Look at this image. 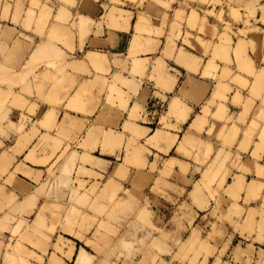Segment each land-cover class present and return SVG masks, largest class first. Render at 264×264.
Returning <instances> with one entry per match:
<instances>
[{
	"label": "crops",
	"instance_id": "obj_1",
	"mask_svg": "<svg viewBox=\"0 0 264 264\" xmlns=\"http://www.w3.org/2000/svg\"><path fill=\"white\" fill-rule=\"evenodd\" d=\"M157 1L163 0H0V225H12L20 239L17 242L27 246L31 241L22 243L19 238L21 226L28 229L25 218L30 215L35 218L36 209L41 207H69L70 174L73 169L84 166V174L79 177L80 186L70 195L76 202L80 198V204L72 206L92 207L94 202L111 205L107 202L110 195L117 198V190L121 195H125L126 190L141 191L140 203L130 206L154 211L155 220L167 225L173 239L180 237L182 226L186 227L200 218L206 217L211 227L216 224L221 236L209 240V244L216 247L208 255L210 264H214L218 257L221 264H264V176L261 175L264 171V146L257 150V145L264 142L261 140L264 138L261 137L264 136V131H261L264 130V118L261 119V114H264V103H261L264 101V85L261 83V89L257 83L260 80L264 83V75L260 73L264 70V59L248 47V54L242 55L252 59L253 74H247L238 67L234 56L238 40H235V45L220 42L224 25L207 12L212 10L208 2L169 0L171 4L166 6L164 3L168 0L164 3ZM192 8L193 11L199 8L198 14L193 13ZM171 23L176 24L175 35L180 30L178 37V34L173 35ZM195 37L192 42L191 38ZM198 37L209 40L208 46H227L231 50L228 55L232 63H228L220 53L219 58L223 60L212 57L215 48L199 47ZM172 46L174 50L170 58L171 55H167ZM177 47L179 50H175ZM227 48L224 52H228ZM183 51L185 56L189 53L187 57H194H190L192 64L194 59L198 63L203 62L198 65L194 61L198 66L193 65L196 71H193L191 63L189 66L185 64L187 59L186 63L190 62V58L185 59ZM179 56L184 58V62H180ZM198 57L202 60L199 61ZM212 59L217 61L212 63ZM161 62L169 70L163 64L161 66ZM208 63H217L218 70L213 69L217 68L215 65H210L214 73L210 72L211 67H208V73V69L205 70ZM158 65L164 69H159ZM152 68H158L153 73L158 70L160 73L163 70V73L153 74ZM224 69L230 78L224 76ZM230 69L235 71L229 72ZM258 72L260 80H252L259 76ZM233 74L238 78L246 77V87L242 86L245 83L242 77L239 80L243 83L238 85ZM156 75L164 76L165 87L159 77L156 80ZM169 75L175 76L177 81L174 82L172 76L166 79L165 76ZM220 76L224 77L221 79ZM234 77L236 81H233ZM166 80L174 87L170 89ZM251 80L254 81L253 86ZM53 81L61 84L53 85ZM156 81L162 83L157 86ZM134 82L139 85H136L138 91ZM222 82L229 87L226 88ZM220 84L225 88L222 89ZM53 94L57 99H53ZM61 95L62 99H58ZM71 96V102L75 103L70 102ZM74 97L78 100L75 101ZM247 97L255 100L249 103ZM260 99L263 100L259 102ZM79 100L84 104L77 103ZM251 102L255 104L252 109L256 113L251 109ZM242 103L250 106L244 107ZM72 104L73 107L81 104L85 112L80 110L81 107L73 108ZM90 107L92 111H87ZM244 108L249 111L246 109L245 113ZM253 115L256 116L254 122L251 120ZM241 116H245L244 123L240 121L243 119ZM75 118L78 123L76 132L71 128L68 133L69 124L76 122ZM259 119L263 124L257 121ZM249 121L253 123L251 126H248ZM255 123L257 132L253 129ZM259 124L263 126L259 128ZM235 126L236 130H239L237 126L241 128L240 133L234 132L237 136L230 130ZM246 127L253 129L252 135L247 136L250 130L247 132ZM135 128L138 129L136 132L139 131L136 137ZM219 129L223 133L220 134ZM245 131L248 134L243 136ZM107 132L112 133L111 143H107L109 140L106 138L111 137H105ZM157 132L163 135L157 138ZM224 133L236 137V140L231 137L234 144L229 141L231 139H223ZM187 136L191 137V143L185 139ZM138 144L142 145L140 154L137 152L140 161L135 160L136 155L130 154L138 150H131L135 145L140 148ZM226 152L228 158H224ZM172 158L180 164L167 166ZM82 159L92 164L82 163ZM222 159L225 160L224 166ZM233 164L237 167H232ZM261 164L263 171L260 172L257 166ZM121 175L136 177L139 187L130 186ZM102 179L103 185L111 181L104 187L105 194L100 184ZM253 180H256V185L258 182L257 186ZM261 180L263 183L259 184ZM116 182L123 186L122 189L116 188ZM196 185L205 197V208L190 195ZM233 187L235 196H230L226 190ZM108 190L113 192L106 194ZM211 193H216L215 198L220 203ZM85 194H90L91 198ZM126 200L127 197L123 201ZM12 209H19L21 213H13ZM31 211L32 214L28 215L27 212ZM47 216L50 219L47 220ZM47 216L45 221L37 222V218L33 221L52 224V215ZM225 244H228L226 249ZM5 247L4 238H0V260L9 255L11 264H20L21 254ZM26 251L34 255L31 249Z\"/></svg>",
	"mask_w": 264,
	"mask_h": 264
},
{
	"label": "rangeland",
	"instance_id": "obj_2",
	"mask_svg": "<svg viewBox=\"0 0 264 264\" xmlns=\"http://www.w3.org/2000/svg\"><path fill=\"white\" fill-rule=\"evenodd\" d=\"M202 1L208 2V4H210V8H212V10L207 12L215 15L224 25V28L221 29L222 32L219 37L220 42H227L232 45L234 44L235 40H238L235 50L239 53L238 50L240 49V55L238 54V56H241V58L238 59L236 56V62L238 63L239 67L241 66L240 64L243 65V62L247 60V57H245L246 60L244 61L245 58L241 55V50L243 51L244 48L242 49V47L240 48L238 46L243 40L245 43L247 40L245 45L246 49L244 50H247L248 47L252 46L251 50L256 55H263L262 57L264 59V0ZM193 13L198 14L195 12V10ZM201 40L202 39L199 41L198 38L199 43L208 47L209 42L205 41V43L208 44L206 45L204 42H201ZM239 40H241L240 43ZM252 42L253 45H251ZM240 45L243 46L242 43ZM237 47H239V49H237ZM215 51H217V53L214 54L215 57H219L222 55L219 54V51L223 52L224 49L222 50V48L217 47ZM244 52H242V54ZM224 54L226 55H222V57L225 60L232 62L230 57L228 59L227 53ZM242 57L243 60H241ZM247 62L248 61L245 63ZM249 62V65L252 64V61L251 63ZM248 64H245L246 67ZM246 67L244 68L243 65V67L240 68L246 71ZM250 67L253 69L252 65H250ZM250 67L247 68L250 69ZM250 71L252 72V70ZM250 71L247 70V72ZM263 71L264 70H262V73ZM244 86H246V84ZM233 129L234 128L231 130L232 132L234 130L236 131V129ZM230 135L231 134H229V138ZM226 136H228V134H226ZM81 162L92 164V162H89L86 159H82ZM175 163L176 162H172L171 164V162L169 163L168 161V164L166 165L171 167L174 166ZM213 165L214 163L211 165V167ZM233 165L235 166V164ZM83 168L84 166L77 167L73 169L70 174L68 183L69 191L67 193L69 207H51L45 208L44 210L42 209L43 211L41 212L43 213L47 211L51 213L54 220L52 224L37 223L36 220L33 221L36 218L38 219L37 213L36 217L33 218V216L30 215L32 214V211L27 212L30 217L25 218L27 221L26 226L31 232L34 231V228L36 229L35 226H41L42 228L44 227L42 231L46 233V231H48V229L52 226V229H49L51 232L48 231L50 233L47 232L45 234L44 232H41L43 233V236H47V234H49L48 236H50V239H45V241L48 240L47 242L50 244L48 243L46 245L47 249H44L45 247L41 249V247L39 248L31 242H27L28 245H25L24 248L26 250L31 249L34 251V255L30 256V254L24 252L26 258L25 256L24 258H21L20 264H210L208 261V255L214 252L216 247L211 246L209 244V240L214 236H221V231L217 229L216 224H212L211 227L210 223L207 221V219H205L206 217L203 219L200 218L196 222H193L186 227L182 226L179 231L180 237L178 239H173L171 236L172 233L169 232L168 227H166L167 225L155 220L154 211L147 210L143 207L140 208L138 206L137 208L132 207L123 209V214L127 212L130 214V211L133 210L132 214H130L131 216L128 213V216H126L121 214V210H118L117 214L111 215V212H109V215L107 212V214L105 213L104 215V213H102L101 215V213H98L99 210L94 207L80 208V206H72L74 204H80V202L74 201L70 195L77 187L80 186L79 177L80 175L84 174ZM121 177L126 179L130 183V186L132 185L134 188L139 187V182L135 180L136 177L131 178L126 175H121ZM103 181L104 180L102 179L100 183L103 186L102 189H104V187H106L110 182L108 181L103 185ZM122 187L123 186H120V184L116 182V188L122 189ZM196 187L197 188H195V190L192 191L190 195L201 205L202 208H205V200L203 197H201L203 194L199 191L198 185H196ZM132 192H134L135 195L134 193L132 194ZM226 193L230 196H235V193L233 190L231 191V188L226 190ZM119 194L121 197L118 196V192L117 194L115 193L117 199L120 197L118 199L119 203H117V205L120 204V201L123 202L124 198L126 197L128 200L132 201H129L131 204L140 203V199L143 196L141 191H135L133 189L126 190L125 195L123 193L121 195L120 192ZM211 194L216 200V193ZM155 195H157V193H155ZM130 196L131 198L133 197V200L130 199ZM202 200L204 201L202 202ZM216 201L220 203L219 199ZM118 207L119 206L113 208V212L114 209ZM39 209L41 210V208L36 210L39 211ZM11 211L13 213H21L19 209H12ZM48 212L46 213V216L49 214ZM125 218L127 219V222ZM48 219L50 218L47 216V220ZM104 219H106L107 222H105ZM123 219H125L124 222ZM39 233L37 232L36 234H38L40 237H43ZM162 237L165 239L162 240ZM0 238H4V244L6 245L5 248H7L8 251L9 248L13 252L19 251L17 248L15 249L14 246V244H16L18 241V236L12 225L10 227L0 225ZM157 239H161V243H166V245L163 246L164 244L162 245ZM156 241H158L160 244H157L158 242L156 243ZM50 245L54 246L52 247ZM227 247L228 244H225V249ZM44 250H48L47 253ZM70 251L72 252L69 257ZM35 254L40 255L37 256L39 258L36 257L34 259ZM41 255L43 256V259H40ZM53 255L54 258L52 257ZM9 263H12V258L9 257V255H6L5 259L0 260V264ZM214 264H221V259L218 257Z\"/></svg>",
	"mask_w": 264,
	"mask_h": 264
},
{
	"label": "bare ground",
	"instance_id": "obj_3",
	"mask_svg": "<svg viewBox=\"0 0 264 264\" xmlns=\"http://www.w3.org/2000/svg\"><path fill=\"white\" fill-rule=\"evenodd\" d=\"M143 1H144V0H143ZM155 1H156V0H155ZM164 1H165V0H163V1H161V2L164 3ZM195 1H196V0H195ZM195 1H194V2H195ZM199 1H200V0H199ZM201 1H202V0H201ZM157 2L161 3L160 1H157ZM173 2H174V1H173ZM184 2H185V1H184ZM197 2H198V0H197ZM203 2H204V1H202V3H203ZM167 3H170L169 0H168L166 3H164V4H166V6H168ZM185 3H188V1L185 2ZM192 3H193V1H192ZM170 4H171V3H170ZM170 4H169V5H170ZM189 6H190V4H189ZM192 6H194V5H192ZM179 7H180V6H179ZM179 7H178V8H179ZM184 7H185V5H184ZM190 7H191V6H190ZM196 7H197V6H196ZM187 8H188V7H187ZM185 9H186V8H185ZM198 9H199V8H197L196 10L198 11ZM178 10H179V9H178ZM178 10L175 11V12H176L175 14L178 13ZM181 10H182V9H181ZM189 11H191V9H190ZM197 11H195V12L197 13ZM181 12H182V11H181ZM192 12H194V11H193V8H192ZM18 14H19V13H18ZM193 15H194V17H195V14H193ZM175 18H176V16H175ZM143 20H144V19H143ZM145 22H146V20H145ZM173 22L176 23L175 21H173ZM173 22H172V23H173ZM142 23H144V21H143ZM172 23H171V24H172ZM140 24H141V23H140ZM54 25H56V24L54 23ZM141 25H142V26H145L146 23H145V25H143V24H141ZM63 26H64V25H63ZM172 26H173V27H172L173 31H172V29H171V31L173 32V35H175V34H174V33H175L174 30H175L176 28L174 29V27H176V24H175V26H174V24H172ZM182 30H183V29H182ZM176 31H178V30H176ZM179 31H180V30H179ZM179 31H178V33H176V35L178 34L177 37H178L179 35H181V34H180L181 32L179 33ZM172 32H171V33H172ZM183 34H184V33H183ZM171 35H172V34H170V36H171ZM176 35H175V36H176ZM187 35L189 36V34H187ZM64 36H65V35H64ZM175 36H174V37H175ZM185 36H186V35H185ZM188 36H187V37H188ZM190 36H191V35H190ZM172 37H173V36H172ZM191 37H192V36H191ZM192 38H193V37H192ZM192 38H191V40H192V42H194L193 40H196V37H195V39H192ZM198 38H199V37H198ZM168 39H169V38H168ZM187 39H189V38H187ZM200 39H201V38H199V41H200ZM170 40H171V38H170ZM184 40H185V42H186V38H185ZM187 41H189V40H187ZM199 41H197V42H199ZM205 41H206V40H201V42H204V43H205ZM215 41H216V40H215ZM240 41H241V40H239V43H240ZM243 41H244V40H243ZM243 41L241 42V43L243 44V46L240 45L241 43H240L238 46H239L240 48L242 47V49H243V48L246 49L245 45H246V43H247V40H246V43L243 42ZM170 42L172 43V41H170ZM189 42H190V41H189ZM208 42H210V41L208 40ZM195 43H196V42H195ZM211 43H212V42H211ZM214 43H216V42H214ZM244 43H245V44H244ZM168 44H169V43H168ZM197 44H198V43H197ZM197 44H195V45L197 46ZM199 44H200V43H199ZM205 44H206V43H205ZM208 44H209V43H208ZM208 44H206V45H208ZM235 44H236V43H235ZM235 44H234V45H235ZM254 44H255V43H254ZM172 45L174 46V42H173ZM193 45H194V43H193ZM210 45H211V44H210ZM212 45H215V44L212 43ZM234 45H233V46H234ZM249 45H250V43H249ZM251 45H253V42H252ZM255 45H257V44H255ZM255 45H254V48H255ZM173 46L171 47V50H172ZM175 46H176V45H175ZM175 46H174V47H175ZM196 46H195V48L198 49V48H197L198 46H197V47H196ZM223 46H225V45H223ZM168 47H169V46H168ZM199 47L202 48V44H200ZM203 47H204V46H203ZM208 47H210V49H211V48H213V49L215 48V49H216V47H212V46H208ZM220 47H221V46H220ZM239 47H237V49H239ZM251 47H252V46H251ZM251 47H250V49H251ZM193 48H194V46H193ZM221 48H222V50H223V49L226 50L227 46L224 47V48H223V47H221ZM232 48H233V47H232ZM254 48H253V49H254ZM176 49L179 50L178 47L175 48V50H176ZM182 49H184V48H182ZM205 49H206V48H205ZM207 49H208V48H207ZM215 49L213 50L214 52H215ZM227 49H228V48H227ZM244 49H243V51L241 50V55H242V52H244V51H245L244 54L247 53L246 50H244ZM173 50H174V49H173ZM173 50H172L171 52L169 51V52H170L169 55H167L168 53H166L165 55H167V56L169 57V56L171 55V53L173 52ZM208 50H209V49H208ZM234 50H235V47H234ZM181 51H182V50H181ZM199 51H201V50H199ZM204 51H205V50H204ZM213 51H212V52H213ZM220 51H221V50H220ZM220 51H219V53L222 54L223 56H225L226 54L224 55V53H227V55H228V54H229V51H231V50L228 49V52H226L227 50H226L225 52H224V51H223V52H220ZM232 51H233V49H232ZM238 51H239V53L236 52V50L234 51L236 54H235L234 52H233V53L235 54V55H234L235 58H236V56H237V58L239 59V58H241V56H240V57L238 56V54L240 55V49H239ZM249 51H250V50H249ZM257 51H259V50H257ZM206 52H207V51H206ZM206 52H203V54H206ZM209 52H210V51H209ZM212 52H211V53H212ZM177 53H178V51H177ZM183 53H184V56H185V52H184V51H183ZM183 53H182V54H183ZM186 53H187V52H186ZM215 53H217V51H216ZM215 53H214V54H215ZM251 53H252V52H251ZM188 54H189V53H188ZM188 54H187V55H188ZM214 54H212V55H214ZM247 54H248V53H247ZM173 55H174V54H173ZM180 55H181V54H180ZM187 55H186L185 57H184L183 55H181V56H183L185 59L188 58V57H189V58L191 57V56H188V57H187ZM191 55H193V54H191ZM207 55H208V53H207ZM207 55H206V56H207ZM212 55H210V56H212ZM153 56H154V55H153ZM181 56H179L180 59H181V61H180V59H178L177 61L184 62V61H182L184 58L182 59ZM242 56H243V55H242ZM262 56H263V55H262ZM76 57H77V56H76ZM156 57H157V56H156ZM156 57H155V58H156ZM171 57H172V55L170 56V58H171ZM212 57L216 58V57H218V56L215 57V55H214V56H212ZM226 57H227V56H226ZM245 57H246V56H245ZM245 57H244V58H245ZM249 57H250V56H249ZM249 57H247V60H246V58H245L244 61L246 60V61H248V62H249V61L251 62L252 59L249 60V59H248ZM158 58H159V57H158ZM158 58H156V59L158 60ZM161 58H163V57H161ZM175 58H177V56H176ZM175 58H174V60H175ZM191 58L193 59L194 57H191ZM191 58H190V62L186 63V61H188V59L185 61V64H188V66L190 65L189 63H191V60H192ZM198 58H199V57H198ZM218 58H219V57H218ZM261 58H262V57H261ZM163 59H164V58H163ZM196 59H197V58H196ZM219 59H222V58H219ZM228 59H229V55H228ZM230 59H231V58H230ZM232 59H233V58H232ZM78 60H79V59H78ZM157 60H156V61H157ZM201 60H202V59H201ZM201 60H200V58H199V61H201ZM222 60H223V59H222ZM241 60H243V57H242ZM241 60H240V62H241ZM74 61H75V60H74ZM74 61H73V62H74ZM76 61H77V60H76ZM80 61H81V60H80ZM156 61H155V62H156ZM158 61H160V60H158ZM161 61L163 62L162 59H161ZM194 61L196 62L195 59H194ZM194 61H192L193 64L191 63L192 67H194L193 65H195V64H194V63H195ZM197 61H198V59H197ZM203 61H204V60H203ZM214 61H217V60H214ZM214 61H213V59H212V63H213ZM224 61H225V60H224ZM224 61H223V62H224ZM246 61H245V62H246ZM260 61H262V60H260ZM263 61H264V60H263ZM73 62H72V63H73ZM162 62L160 63V65L163 64ZM201 62H202V61H201ZM201 62H199V63H201ZM210 62H211V61H210ZM226 62H227V61H226ZM245 62H243L244 68H245L246 65L248 64V62H247V63H245ZM250 62H249V63H250ZM74 63H75V62H74ZM149 63H150V62H149ZM149 63H148V64H149ZM157 63H159V62H157ZM196 63L199 65L198 62H196ZM202 63H203V62H202ZM212 63H211V64L208 63V66H207V68L205 69V70L208 69L207 72L210 70L208 67H211V66L214 67L215 64L212 65ZM228 63H229V61H228ZM231 63H232V62H231ZM153 64H154V63H153ZM182 64H183V63H182ZM197 64H196L195 66H197ZM205 64H206V63H205ZM225 64H226V63H225ZM245 64H246V65H245ZM54 65H55V62H54ZM73 65H74V64H72V65L70 64V66H72V67H76V66H73ZM160 65H158V66H160ZM163 65H164V64H163ZM163 65H161V66H163ZM210 65H211V66H210ZM240 65H241L240 67H243L242 64H240ZM250 65L253 66V62H252V64H250ZM250 65L248 64L247 67L249 68ZM259 65H260V64H259ZM150 66H152V64H151ZM161 66H160L159 69H162L163 67H165V65H164L163 67H161ZM184 66H185V65H184ZM215 66H216L217 68H213V69H214V70H215V69L218 70V65H217V63H216ZM222 66H223V65H222ZM230 66H231V65H230ZM232 66H233V65H232ZM152 67L154 68V65H153ZM155 67H157V66L155 65ZM192 67H191V69H193ZM197 67H198V66H197ZM212 67H211L210 72L212 71ZM236 67H237V66H236ZM236 67H235V68H236ZM238 67H239V66H238ZM247 67H246V69H247L248 71L252 70V74H253L254 68L252 69V68L250 67V69H248ZM253 67H254V66H253ZM153 68H152V71H151L152 73H153V70L155 71V69H156V70L158 69V68H155V69H153ZM166 68H167V67H165V69H166ZM169 68H170V67H169ZM171 68H172V67H171ZM189 68H190V67H189ZM225 68H226V67H225ZM58 69H61V68H58ZM64 69H65V68H64ZM150 69H151V68H150ZM163 69H164V68H163ZM202 69H204V68H202ZM222 69H223V67H222ZM227 69H228V68H227ZM227 69H226V70H227ZM261 69H262V68H261ZM261 69H260V70H261ZM167 70H169V69L167 68ZM167 70L164 71V72H167ZM196 70H197V69H196ZM196 70H195V67H194L193 71H196ZM226 70H224V73L226 72L224 76H225L226 78H227V76H228V78H230L229 75H227L228 72H227ZM236 70H237V68H236ZM239 70H240V68H239ZM241 70H242V69H241ZM247 70H246L245 72H247ZM257 70H259V69H257ZM228 71H229V70H228ZM231 71L233 72V71H235V70H231V69H230L229 72H231ZM237 71H238V70H237ZM243 71H244V70H243ZM156 72H157V71H156ZM156 72L153 73V74H157V73H158V74H162V73H163V70H162L161 73H160L159 70H158L157 73H156ZM204 72H206V71H204ZM210 72H208V73H210ZM241 72H242V71H241ZM245 72H244V74H245ZM168 73H169V72H168ZM168 73H167V74H168ZM208 73H206V74H208ZM211 73H212V72H211ZM213 73H214V72H213ZM213 73H212V74H213ZM250 73H251V71H250ZM258 73H259V72H258ZM260 73H262V71H261ZM260 73H259V76L256 75V76H258L257 78H255L256 76H254L255 79H254V78H253V79L251 78V79H252V80H257V79L260 80V78H261V77H260ZM153 74H151V76H152ZM237 74H238V73L236 72V75H237ZM247 74H248V72H247ZM252 74H250V75L252 76ZM226 75H227V76H226ZM230 75H231V74H230ZM236 75L233 74V76L237 77L238 75H237V76H236ZM240 75H241V74H240ZM263 75H264V71H263ZM151 76H150V77H151ZM170 76H172V75L165 76V78H166V77L169 78ZM218 76H219V74H218ZM224 76H220L219 78L224 77ZM247 76H248V75H247ZM261 76H262V75H261ZM152 77L154 78V76H152ZM157 77H159V80L162 81L164 76L161 77V75H158V76L156 75V80H157ZM172 77H173V76H172ZM235 77H234V78H235ZM241 77H242V76H240L239 78H241ZM259 77H260V78H259ZM262 77L264 78V76H262ZM160 78H161V79H160ZM165 78H164V79H165ZM167 78H166V79H167ZM173 78L175 79V76H174ZM226 78H225V79H226ZM232 78H233V77H232ZM239 78L237 77V79H238L237 82H238V85H241V84H240V82H241L240 80H241V79L239 80ZM245 78H246V77H244V79H243V77H242V81H243V82L247 81V79L245 80ZM150 79H151V78H150ZM174 79H173L174 82L177 81L176 79H175V80H174ZM221 79H222V78H221ZM159 80H158V81H159ZM168 80H169V79H168ZM168 80H166V82H167ZM231 80H232V79H231ZM252 80H251V82H253V83H252V86H253V85H254V81H252ZM258 80H257V81H258ZM56 81L59 82V80H56ZM130 81H132V80H130ZM158 81H156V82H158ZM161 81H160V82H161ZM163 81H165V80H163ZM163 81H162V82H163ZM169 81H170V80H169ZM169 81H168V82H169ZM220 81H221V80H220ZM223 81H225V80H223ZM233 81H236V78L233 79ZM233 81H232V82H233ZM257 81H256V82H257ZM57 82L54 83V81H53V85H54V84H56V85H57V84H61V83H57ZM160 82H158L157 86H159ZM162 82H161V83H162ZM168 82L166 83V85H168ZM170 82H171V83H174V82H172V81H170ZM170 82H169V85H170V89H171V88H173L174 86H172V84H171ZM237 82H236V83H237ZM243 82H241V83H243ZM247 82H248V81H247ZM247 82H245L246 85L248 84ZM220 83H221V82H220ZM224 83H226V81H225ZM224 83L222 82V84H223L224 86H226V88H228L229 86H228L227 84H224ZM233 83H234V82H233ZM245 83H243L242 86H244ZM257 83H258V87H259V88L262 86L261 83L264 85V83L262 82V80H260V81L257 82ZM222 84H220V85L222 86ZM250 84H251V83H250ZM255 84H256V83H255ZM259 84H260V86H259ZM134 85H135V88H136L137 86H139L138 84H135V82H134ZM136 85H137V86H136ZM162 85H164V87H165V83H164V82H163ZM173 85H174V84H173ZM60 86H61V85H59V87H60ZM171 86H172V87H171ZM221 86H220V87H221ZM132 87H133V85H131V88H132ZM166 87H167V86H166ZM168 87H169V86H168ZM168 87H167V88H168ZM244 87H246V86H244ZM244 87H243V89H244ZM250 87H251V86H250ZM254 87H257V85L254 86ZM254 87H252V88H253V89H258V88H254ZM221 88L224 89L225 87L223 88V86H222ZM221 88H220V89H221ZM248 88H249V86H248ZM252 88H250V89H252ZM263 88H264V86H263ZM133 89H134V87H133ZM136 89H137V91H138L139 88L137 87ZM136 89H134V91H135ZM168 89H169V88H168ZM218 89H219V87H218ZM222 89H221V90H222ZM250 89H249V90H250ZM261 89H262V87H261ZM221 90H220V91H221ZM258 90H260V89H258ZM222 91H223V90H222ZM222 91H221V92H222ZM255 91H257V90H255ZM263 91H264V90H263ZM135 92H136V91H135ZM260 92H261V91H260ZM260 92L258 91V93H260ZM54 93H55V91H54ZM60 93H61V92H60ZM258 93H257V95H259ZM263 93H264V92H263ZM257 95H255L256 98L259 97V96H257ZM58 96H59V95H58ZM63 96H65V95H63ZM73 96H75V95H73ZM73 96L70 97L71 99L69 98L70 102H71V100H73V99H72ZM251 96H252V95H251ZM251 96H250V98H251ZM255 96H253V97L255 98ZM56 97H57V95H56ZM56 97H54V94H53V99L56 98ZM61 97H62V95H61L60 97H58V99L61 98ZM78 97H79V96H78ZM263 97H264V96H263ZM63 98H64V97H63ZM74 98H75V97H74ZM247 98H248V101H247V102H249V101H253L252 99H254V98L250 99L249 97H247ZM256 98H255V99H256ZM259 98H260V97H259ZM56 99H57V98H56ZM61 99H62V98H61ZM142 99H143V98H142ZM240 99H241V98H240ZM255 99H254V100H255ZM263 99H264V98H263ZM263 99H260L259 102H260L261 100H263ZM63 100H64V99H63ZM76 100H78L77 97L75 98V101H76ZM81 100H82V99H81ZM246 100H247V99H246ZM246 100H244L243 102L245 103ZM256 100H258V99H256ZM241 101H242V100H241ZM53 102L55 103L56 100H54ZM61 102H63V101L61 100ZM72 102L75 103L74 101H72ZM72 102H71V103H72ZM255 102H256V101H255ZM71 103H70V104H71ZM77 103H83V102H82V101L80 102V100H79V102H77ZM77 103H76V104H77ZM249 103H250V102H249ZM249 103H248V104H249ZM251 103H252V102H251ZM257 103H258V102H257ZM261 103L263 104L264 101H261ZM68 104H69V102H68ZM70 104H69V105H70ZM76 104L74 105V107H73V104H72V107H73V108H80V107H81V104H79L80 107H78ZM83 104H84V103H83ZM242 104H243V103H242ZM246 104H247V103H246ZM248 104H247V105H248ZM247 105L243 104L242 106H244V107L246 106V107H247ZM254 105H255V104L252 103V105H251V109H252V106H254ZM258 105H260V104H258ZM258 105H257V106H258ZM70 106H71V105H70ZM70 106H69V107H70ZM76 106H77V107H76ZM82 106H83V105H82ZM249 106H250V104H249ZM249 106H248V108H249ZM263 106H264V105H263ZM83 107H84V106H83ZM258 107H259V106H258ZM248 108H246L247 111H249ZM262 108H263V107L260 106V109H262ZM84 109H85V108H84ZM84 109H82V107H81L80 110H82V111L85 112ZM87 109H88V108H87ZM91 109H92V108L90 107V109H88L87 111H92ZM244 109H245V108H244ZM246 109H245V113H247ZM253 109H254V108H253ZM253 109H252V110H253ZM260 109H259V110H260ZM242 110H243V109H242ZM255 110H257V109L255 108ZM263 110H264V108H263ZM52 111H53V110H52ZM87 111H86V112H87ZM260 111H261V110H260ZM54 112H55V111H54ZM54 112H52V113H54ZM254 112H255V111L253 110V113H254ZM263 112H264V111H263ZM263 112H261V113H263ZM245 113L243 112V115L246 116ZM248 113H250V112H248ZM253 113H251V114H253ZM255 113H256V112H255ZM259 113H260V112H259ZM259 113H258V114H259ZM54 114H55V113H54ZM241 115H242V114H241ZM243 115H242V116H243ZM247 115H248V114H247ZM52 116H54V115H52ZM55 116H56V115H55ZM242 116H241L240 118H241V119L243 118V119H242L243 121H242V120H240V121L244 123V121H245V120H244L245 116H244V117H242ZM256 116H257V114H256ZM256 116H255V117H256ZM259 116H260V115H259ZM261 116H263V117L261 118ZM261 116H260V118L263 119V118H264V114H263V115L261 114ZM200 117L203 118L202 116H200ZM200 117H199V120H201ZM255 117H254V115H253L252 118H254V119L251 118V120H253V122H254V120H256ZM197 118H198V117H197ZM247 118H248V117H247ZM258 118H259V117H258ZM53 119H54V117H53ZM75 119H76V118H75ZM75 119H74V120H75ZM203 119H204V118H203ZM261 119H259L260 121H259V120H257V121L260 122V123H262V122H261ZM74 120L72 119V121H74ZM199 120H197V121H199ZM197 121H196V122H197ZM237 121L240 122L239 120H237ZM247 121H248V120H247ZM257 121H255V122H257ZM263 121H264V120H263ZM79 122H80V121H79ZM199 122H200V121H199ZM258 122H257V123H258ZM71 123H72V122H71ZM71 123H70V124H71ZM236 123H237V122H236ZM246 123H247V122H246ZM249 123H250V124H249L248 126H251V125L253 124V123H251V121H249ZM70 124H69L70 127L67 126V127L69 128V129H67V130H68V131H67L68 133L71 132V128H72V130L75 131V127H76V125L78 124V123H77V119H76V122H73V124H71V125H70ZM233 124L235 125V122L232 123V126H233ZM241 124H242V123H241ZM262 124H263V123H262ZM262 124H259V128H260V125H262ZM243 125H244V124H243ZM256 125H257L256 123L253 125V126H255V127L253 128L255 132H257L256 129L258 128V127H257L258 125H257V126H256ZM263 125H264V124H263ZM263 125H262V126H263ZM228 126H229V125H228ZM253 126H252V127H253ZM58 127H60V125H59ZM126 127H127V126H126ZM128 127H130V126L128 125ZM128 127H127V128H128ZM131 127H132V126H131ZM131 127H130V128H131ZM134 127H136V126H134ZM134 127H133V128H134ZM235 127H236V126H235ZM235 127H232V128L236 129ZM256 127H257V128H256ZM127 128H126V129H127ZM223 128H225L224 125H223V127L221 128V130H222ZM230 128H231V127H230ZM244 128H245V126H244ZM247 128H248V127H246V129H247ZM249 128H250V127H249ZM249 128L247 129V132H248V130H250V131H249L250 133L248 134V133H246V131H245V134H244V133L242 132V133H243V136L246 135V134H248L247 136L252 135V131H251L252 128H251V129H249ZM263 128H264V126H263ZM228 129H229V128L227 127V130H228ZM234 129H233V130H234ZM237 129L240 130L241 128L237 126ZM253 129H252V130H253ZM261 129H262V128H261ZM60 130H61V129H60ZM60 130H59V131H60ZM106 130H107V129H106ZM130 130H131V129H130ZM133 130H134V129H133ZM133 130H132V131H133ZM137 130H138V129H137ZM137 130H136V128H135L134 132H136ZM139 130H140V129H139ZM219 130H220V129H219ZM219 130H218V131H219ZM221 130L219 131L220 134L223 133V132H221ZM230 130H232V129H230ZM230 130H228L227 132H229ZM239 130H236V132L240 133ZM259 130H260V129H259ZM62 131H63V130H62ZM132 131H131V133H132ZM222 131H223V130H222ZM234 131H235V130H234ZM234 131H233V132H234ZM240 131H241V130H240ZM254 131H253V132H254ZM261 131L263 132L264 130L262 129ZM75 132H76V131H75ZM105 132H106V131H105ZM108 132H110V131H108ZM108 132L106 133L105 137H106V136L108 137L109 135H110V136L112 135V133H109V134H108ZM111 132H112V131H111ZM134 132H133V133H134ZM219 132H218V133H219ZM225 132H226V130H225ZM233 132L231 131V133H233ZM137 133H139V131L136 132V133H134V137H136L135 135H136ZM231 133H230V134H231ZM238 133H237V134H238ZM258 133L261 135V132H258ZM107 134H108V135H107ZM220 134H219V136H220ZM224 134H225V133H224ZM234 134H235V133H234ZM255 134H256V133H254V136H255ZM259 134H258V135H259ZM262 134L264 135V132H263ZM162 135H163V133H161V132H157L156 135H155V137L157 136V138H158V137H160V136H162ZM137 136H138V135H137ZM222 136H224V135H222ZM235 136H237V135L235 134ZM241 136H242V135H241ZM254 136H253V137H254ZM187 137H188V136H187ZM220 137H221V136H220ZM224 137H225V138H224ZM224 137H223V139H225V140L228 139V138H229V133H228V136H226V134H225ZM226 137H227V138H226ZM231 137L235 138V140H236V137H234L233 134H231V135H230V138H229V139H231V140H229V141H231V142L234 141V139L231 138ZM245 137H246V136H245ZM261 137L263 138L264 136H261ZM111 138H112V136L109 137V138H106L107 141L109 140L107 143H111V141H110ZM188 138H189V139H188ZM188 138H185V139H186V140H190V139H191V137H188ZM246 138L248 139V137H246ZM258 138H259V137H257V139H258ZM119 139H120V138H119ZM192 139H193V138H192ZM249 139L251 140V137H250ZM260 139H261V138H260ZM120 140H121V139H120ZM120 140H119L118 142H120ZM225 140H224V141H225ZM261 140H264V138L261 139ZM261 140H258V141H261ZM194 141L196 142L197 140H193L192 142H194ZM237 141H238V140H237ZM247 141H248V140H246L245 142L247 143ZM253 141H254V140H253ZM258 141H257V142H258ZM187 142L191 143V140H190V141H187ZM231 142H229V143H231ZM120 143H121V142H120ZM120 143H119V144H120ZM227 143H228V142H227ZM200 144H202V143L200 142ZM232 144H234V142H232ZM243 144L245 145V143H243ZM263 144H264V142L262 141V143H261L260 145L258 144L257 147H259V146L261 147V145H262V147H263V146H264ZM139 145H140V144H138L137 146H139ZM244 145H242V146H244ZM209 146H210V145H209ZM230 146H231V145H230ZM242 146H241V147H242ZM112 147H113V146H112ZM139 147H140V146H139ZM224 147H225V146H224ZM257 147H256V148H257ZM260 147L257 148V150L260 149ZM262 147H261V148H262ZM129 148H130V147H129ZM132 148H133V145H132ZM111 149H112V148H111ZM134 149H138L136 152L134 151L136 154H134V152H133V155H132V153H131L132 151L130 152V154H131V156H135V155H136V156H137V159H136L135 157H132V158H135V160L140 161V159H138V154H140L139 150L141 151V149H142V145H141L140 148L136 147V145H135V148H133V149H131V150H134ZM222 149H223V148H222ZM224 149H225V148H224ZM229 149H230V148L228 147V150H229ZM263 149H264V148H263ZM225 150H227V149H225ZM220 151H222V150H220ZM220 151H219V152H220ZM230 151H231V150H230ZM260 151H261V150H260ZM137 152H139V153L137 154ZM219 152H218V153H219ZM222 152H223V151H222ZM232 152H233V151H232ZM220 153H221V152H220ZM228 153H229V152H228ZM230 154H231V152H230ZM233 154H234V153H233ZM218 155H219V154H218ZM220 155H221V154H220ZM222 155H224V154L222 153ZM261 155H263V153H262ZM226 156H227V152L225 153V157H224V156H223V157H224V158H228V157H226ZM231 156H232V155H231ZM231 156L229 155V157H231ZM233 156H234V155H233ZM237 156H239V155H237ZM217 157H218V156H217ZM139 158H140V156H139ZM220 158H222V157L220 156ZM75 159H77L76 156H75ZM130 159H131V158H130ZM216 160H218V158H217ZM234 160H235V159H234ZM236 160H237V159H236ZM220 161H221V163H223V166H224V161H225V160L222 159V160H220ZM222 161H223V162H222ZM239 161H240V160H239ZM170 162H171V164H172V162H176V164H180V162L178 163L177 160H176L175 158H172L171 160H169V163H170ZM217 162H218V161H217ZM237 162H238V160H237ZM237 162H236V164H237ZM121 163H123V162H121ZM125 163H126V162H125ZM171 164H170V165H171ZM218 164H220V163L218 162ZM236 164H235V166L237 167ZM240 164H241V163H240ZM240 164H239V165H240ZM262 164H263V163H262ZM262 164H261V166L259 165L260 167L257 166V168H258V169H261V167H263ZM121 166H123V165H121ZM180 166L182 167L183 164H181ZM235 166H232V167H235ZM171 167H172V166H171ZM232 167H231V170H232ZM124 168H125V167H124ZM215 168H216V167H215ZM217 168H218V167H217ZM219 168H220V167H219ZM120 169H122V168H120ZM120 169H119V170H120ZM229 169H230V168H229ZM263 169H264V167H263ZM119 170H117V171H119ZM122 170H123V169H122ZM213 170H214V169H213ZM234 170H235V168H234ZM229 171H230V170H229ZM259 171L261 172V171H263V170L261 169V170H259ZM259 171H257V173H258ZM120 172H122V171L120 170ZM120 172H118V173H120ZM261 173H262L261 175L264 176V174H263L264 171L261 172ZM259 176H260V174H259ZM236 177H237V176H236ZM238 177H239V176H238ZM260 178H262V177H260ZM240 179H241V177H240ZM236 180H237V179H236ZM263 180H264V179H263ZM263 180H261V182H260L259 184L263 183V182H262ZM238 181L241 182V180H239V179H238ZM238 181H237V182H238ZM255 181H256V180H255ZM255 181L253 180L254 185H256V182H255ZM259 181H260V180H259ZM110 182H111V181H110ZM242 183H243V182H242ZM237 184L239 185L240 183H237ZM237 184H236V185L234 184V186L236 187ZM257 185H258V182H257ZM257 185H256V186H257ZM263 185H264V184H263ZM258 187H259V186H258ZM260 187H262V185H260ZM260 187H259V188H260ZM196 188H197V187H196ZM104 190H105V189H103V191H104ZM115 190H116V189H115ZM232 190H234V187H233V189L231 188V191H232ZM235 190H236V189H235ZM235 190H234V193H235ZM117 191L119 192V190H117ZM112 192H113V190H112V191H109V190H108V191H106V194H109V193H112ZM236 192H237V191H236ZM103 193L105 194V191H104ZM133 193H134V192H132V194H133ZM136 194H137V193H136ZM134 195H135V193H134ZM84 196L91 198V195H90V194H89V195H86V194H85ZM118 196H119V195H118ZM134 197H135V196H134ZM201 197H203V196H201ZM100 198H104V197L101 196ZM119 198H120V197H119ZM119 198H118V199H119ZM132 198H133V197H132ZM132 198H131V196H130V199H132ZM204 198H205V197H203V199H204ZM109 199H110V200L107 202V204H111V205H106V206H105V204H99V203L96 204V202H94V204L92 205V207L97 208V209L99 210L98 213H99V214L101 213V215H102V213H104V215H105V213L107 214V212H108V214H109V212H111V213H110L111 215H112V214H117V213H118V210H121V214H123V212H124L123 209H125V208H132V207L130 206L131 203L129 202V201H131V200H126V201H123V202L120 201V204L117 205V203H119V200H118L115 196L110 195V198H109ZM132 200H133V199H132ZM204 200H205V199H204ZM204 200H202V202H203ZM77 201L80 202V198H78ZM111 201H112V202H111ZM131 202H132V201H131ZM205 203H206V201H204V204H205ZM112 205H113V206H112ZM114 206H115V207H116V206H119V207L116 208V209H114V212H113V208H115ZM136 208H137V207H136ZM42 209L44 210L45 207H41V210L39 209V211H37V215H38L37 222L45 221L46 213H47L48 211L43 213V212H41V211H43ZM131 210H132V209H131ZM137 210H139V209H137ZM137 210H136V211H137ZM100 211H101V212H100ZM116 211H117V212H116ZM132 211H133V210H132ZM132 211H130V214H132ZM139 211H140V210H139ZM94 212H95V211H94ZM119 212H120V211H119ZM48 213H49V212H48ZM89 213H90V212H89ZM95 213H96V212H95ZM127 213H128V212H127ZM127 213H124L123 215L128 216L129 213H128V214H127ZM49 214H51V213H49ZM49 214H47V215H49ZM110 214H109V215H110ZM130 214H129V215H130ZM91 215H92V214H91ZM123 215H122V216H123ZM93 216H94V214H93ZM95 216H96V214H95ZM130 216H131V215H130ZM123 217H124V216H123ZM126 218H127V217H126ZM126 218H125V219H126ZM125 219H123V222L125 221ZM127 219H128V218H127ZM127 219H126V222H127ZM104 220H105V222H107L106 219H104ZM128 222H129V220H128ZM35 227H36V229L34 228V231L31 232V231L28 230V229L26 230V227H24L23 225L21 226V229L19 230V233H20L19 238L21 237V242L23 243V241H31V242H34L39 248L41 247V249H42V248L45 247L44 249H47V248H46V245H47L49 242H47L48 240L45 241V239H50V236H48L49 234H47V236H46V235L43 236V235H42L43 233H41V232H44V231H42V229H43L44 227H43V228H42L41 226H39V227L35 226ZM51 227H52V226H51ZM51 227H50L49 229H52ZM37 229H38L39 231H38ZM49 229H48V231H50ZM36 230H37V231H36ZM40 230H41V231H40ZM35 231H36V233H37V232H38V233L40 232L39 234H41V236H43V237H47V238L40 237L38 234L35 233ZM48 231H46V233H47ZM50 232H51V231H50ZM50 232H48V233H50ZM158 232H159V231H158ZM44 233H45V232H44ZM46 233H45V234H46ZM51 234H52V233H51ZM158 234H159V233H158ZM158 234H157V236H158ZM48 237H49V238H48ZM153 237H154V236H153ZM153 237H152V238H153ZM155 237H156V236H155ZM52 238H53V237H52ZM52 238H51V239H52ZM162 238H163V237H162ZM53 239H54V238H53ZM164 239H165V238H163L162 240H164ZM157 240H158V239H157ZM160 240H161V239H160ZM160 240H158V241L161 243ZM18 241L20 242V239H19ZM55 241H56V240H55ZM158 241H156V243H157ZM19 242H17V245L14 244L15 249L17 248V250H19V251H17V252L21 254V258H24V256H25V258H26V255L24 254V252H27L28 254H30V253H29L28 251L25 250V248H24V246H23L24 243L21 244V243H19ZM46 242H47V243H46ZM154 242H155V241H154ZM159 242H158L157 244H160ZM162 242H165V241H162ZM51 243H52V242H51ZM49 244H50V243H49ZM53 244H55V243H53ZM161 244H162V243H161ZM163 244H164V245H163ZM163 244H162L163 246L166 245V243H163ZM50 246H52V245H50ZM53 246H54V245H53ZM53 246H52V247H53ZM47 247H49V246H47ZM13 248H14V247H13ZM22 250H23V251H22ZM44 251H46V250H44ZM47 251H48V250H47ZM47 251H46V253H47ZM71 252H72V251H70V253H69V257H70ZM44 253H45V252H44ZM50 253H51V252H50ZM48 254H49V253H48ZM51 254H52V253H51ZM51 254H50V255H51ZM72 254H73V253H72ZM42 255H43V254H42ZM42 255H41L40 259H43V258H42V257H43ZM30 256H32V255L30 254ZM30 256H29V257H30ZM37 256H40V255H38V254L36 255V254H35L34 259H35ZM71 256H72V255H71ZM44 257H45V255H44ZM50 257H51V256H50ZM52 257L54 258V255H53ZM37 258H39V257H37ZM48 258H49V256H48ZM40 261H41V260H40ZM42 261H43V260H42Z\"/></svg>",
	"mask_w": 264,
	"mask_h": 264
}]
</instances>
